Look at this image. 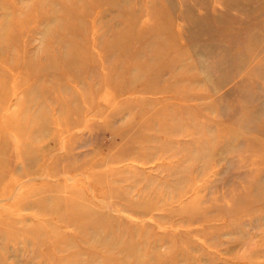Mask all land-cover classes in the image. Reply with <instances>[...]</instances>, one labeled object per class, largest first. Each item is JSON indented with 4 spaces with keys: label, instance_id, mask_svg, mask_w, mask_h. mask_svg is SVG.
<instances>
[{
    "label": "rangeland",
    "instance_id": "obj_1",
    "mask_svg": "<svg viewBox=\"0 0 264 264\" xmlns=\"http://www.w3.org/2000/svg\"><path fill=\"white\" fill-rule=\"evenodd\" d=\"M36 4L51 33L0 54V264H264V0H0V22Z\"/></svg>",
    "mask_w": 264,
    "mask_h": 264
},
{
    "label": "bare ground",
    "instance_id": "obj_2",
    "mask_svg": "<svg viewBox=\"0 0 264 264\" xmlns=\"http://www.w3.org/2000/svg\"><path fill=\"white\" fill-rule=\"evenodd\" d=\"M82 1L83 0H74L75 3L77 2L81 3ZM1 8L6 9V5L5 6L3 5ZM49 8L50 6L42 7L41 4H36L32 12H30L31 10L30 11L18 10V19H16V24L15 26H13L14 28L11 27L12 24L9 23V19H6L7 17V13H6L5 17L2 18L1 19L2 21L0 22V54L3 53L2 55L3 57L8 56L7 53L9 52V50L14 46L18 47L22 40H23V44L29 45L30 44L29 40L27 39L25 40L26 33L35 30L34 22H37L39 18L40 19L38 20V22L43 27V30L41 31V35L43 37L49 35L51 33V27H52L51 25L56 16L55 14H51V15L47 14ZM131 32L133 34L134 28L131 29ZM13 37L16 38L17 41H15ZM129 37L131 39V36ZM120 41L124 42V39H120ZM44 54L49 59L50 53L48 51H45ZM26 57L24 58V56L22 55H17L16 60L22 61L21 58H24L25 61H28L31 64V66L26 67L27 73L33 74L35 76L34 79L45 76V79L49 80V77L51 76V68L49 69V66L47 65V67H43L42 69H40V65L38 64L37 61L32 62L31 60H29L28 56ZM182 57H184V54L180 55V61L182 60ZM239 64H240V68L242 69L245 62L242 60L239 62ZM166 117H168V115H166ZM72 213H74L73 216H79L80 218H83L81 215L77 213L75 209L72 210ZM1 231L3 232L4 230H1Z\"/></svg>",
    "mask_w": 264,
    "mask_h": 264
}]
</instances>
